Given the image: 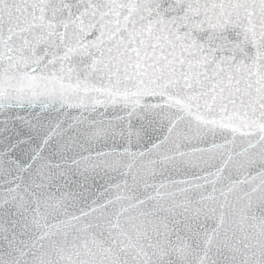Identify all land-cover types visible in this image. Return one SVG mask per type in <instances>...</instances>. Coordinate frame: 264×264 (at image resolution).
I'll use <instances>...</instances> for the list:
<instances>
[{"label": "snow or ice", "instance_id": "6c2138e0", "mask_svg": "<svg viewBox=\"0 0 264 264\" xmlns=\"http://www.w3.org/2000/svg\"><path fill=\"white\" fill-rule=\"evenodd\" d=\"M0 264H264V0H0Z\"/></svg>", "mask_w": 264, "mask_h": 264}]
</instances>
